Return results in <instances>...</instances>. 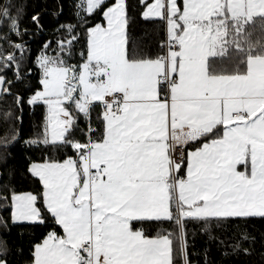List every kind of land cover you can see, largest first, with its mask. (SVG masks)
Returning <instances> with one entry per match:
<instances>
[{
  "label": "snow or ice",
  "instance_id": "snow-or-ice-1",
  "mask_svg": "<svg viewBox=\"0 0 264 264\" xmlns=\"http://www.w3.org/2000/svg\"><path fill=\"white\" fill-rule=\"evenodd\" d=\"M67 6L33 55L25 37L44 31L47 0L30 15L27 0H0V161L25 106L41 112L23 140L30 190L0 179V229L41 230L25 264H193L189 223L223 257L251 255L248 227L264 222V0ZM131 11L159 25L154 43L132 36ZM9 255L0 238V264Z\"/></svg>",
  "mask_w": 264,
  "mask_h": 264
},
{
  "label": "trees",
  "instance_id": "trees-1",
  "mask_svg": "<svg viewBox=\"0 0 264 264\" xmlns=\"http://www.w3.org/2000/svg\"><path fill=\"white\" fill-rule=\"evenodd\" d=\"M129 2L130 4L134 3V0H129ZM36 3L43 5L44 0H27L29 15ZM54 3L55 0H47L48 7L43 9L42 23L45 25L44 31L39 35L25 37L30 42L33 55L36 54L40 45L50 38L52 31L68 19L67 0H65L64 11L59 16L51 14L53 11H56ZM130 14L134 18V22L131 25L132 36L134 38L147 37L149 43H154L159 25L143 22L135 11H131ZM29 15L24 17V24L28 28H32ZM4 111L5 105L0 103V136L4 134L7 128V125L3 122ZM40 115V110H36L35 114H33V111L28 106H25L22 126L19 129L21 140L11 148V156L7 161H0V179L8 180L10 178L22 191L30 190V182L24 173L25 157L28 153L23 146V140L35 133V126L40 120ZM2 215H6V213L0 208V216ZM200 227L197 224H188L189 243L190 245H194L189 247V253H200V255H190L193 264H204L203 249L205 248L209 249V264H264V246H262L264 245V241L260 239L261 235L264 234V222L253 221L248 227V231L257 237V243L253 246L252 254L249 256L223 257L221 255L223 249L218 248L214 240H209V234L201 232ZM40 232V229H29L26 227H15L10 232L0 229V238L7 241L10 249V264H25L29 255V244L33 236H39ZM220 234V231L217 229H213L211 232L212 236H219ZM21 249L23 250L22 254L20 252Z\"/></svg>",
  "mask_w": 264,
  "mask_h": 264
}]
</instances>
